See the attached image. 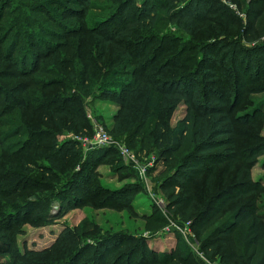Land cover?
I'll list each match as a JSON object with an SVG mask.
<instances>
[{
  "label": "trees",
  "instance_id": "16d2710c",
  "mask_svg": "<svg viewBox=\"0 0 264 264\" xmlns=\"http://www.w3.org/2000/svg\"><path fill=\"white\" fill-rule=\"evenodd\" d=\"M99 1L103 0H10L16 8L7 31H16L28 50L18 63L12 48H5V31L0 34V68L7 78L19 79L15 87L22 95L2 104L10 105L8 111L0 101V170L10 151L4 143L22 129L4 130L15 110L21 113L22 125L82 133L83 102L117 100L108 133L125 137L129 146H141L155 137L153 148H160L165 164L174 169L161 184V192L177 219L190 222L196 231L200 251L218 264H264V213L256 206L259 190L243 167L234 139L245 117L238 112L243 101L240 92L252 87L253 93L264 92V29L260 28L264 0H228L235 9L223 0H145L140 6L134 0H105L108 4L103 6ZM8 3L0 0V32L5 14L13 10H8ZM111 4L114 9L105 17L91 13L109 11ZM168 26L174 31H167ZM38 73L47 78L32 87ZM178 103L186 106L185 127L191 122L195 129L194 147L180 158L175 152L184 136L163 130L168 127L163 114ZM262 111L264 100L253 102L251 125ZM49 128L42 132L38 128L46 140L53 134ZM64 147V153H45L44 175L55 183L44 189L60 190L66 199H75L77 192L87 195L89 184L96 180L94 165L109 152L92 149L79 161V170L69 172L65 155L70 148ZM262 152L264 143L253 147V156ZM224 163L229 170L238 165L235 176L241 180L216 186ZM201 176L203 186L198 189L195 178ZM10 182L6 179L2 184ZM18 186L12 181L9 197L21 192ZM119 195L113 190L111 196L82 204L130 211ZM14 221L12 214L0 209V244L14 257L12 264H27L28 256L17 251ZM59 237V246H67L58 264H201L186 247L159 255L149 248L148 237L124 232L98 235L92 243L80 244L70 240L66 231Z\"/></svg>",
  "mask_w": 264,
  "mask_h": 264
},
{
  "label": "rangeland",
  "instance_id": "374dc122",
  "mask_svg": "<svg viewBox=\"0 0 264 264\" xmlns=\"http://www.w3.org/2000/svg\"><path fill=\"white\" fill-rule=\"evenodd\" d=\"M134 1L140 6L145 0ZM105 3L107 5L108 1H99L98 4L103 6ZM182 3L183 1L180 2V4ZM7 6L8 10H13L9 13L11 15L5 14L3 19L5 26L2 27L0 34L4 35L5 31V48H12V56H16L20 63V59L24 57L28 48L25 47L26 43L22 42L23 38L17 39L16 31H7L10 26H13V24H9L13 23L14 13L12 12L15 11L16 3L9 0ZM113 9V4H111L109 11L106 9L100 13V11L92 10L91 13L96 18L100 16L102 18L109 15ZM165 24L168 23L165 22ZM167 28V31H174V27L168 26ZM260 28L264 29V26ZM0 70L1 108L8 111L10 105L2 106V104H11L12 98L22 96L15 87L19 79L7 78L4 71L1 68ZM46 78L44 73H38L33 77L32 87H38V84L42 85V81ZM242 92L240 95L243 96V101L238 112L245 114V117L235 132V148L242 156L243 167L249 169L254 187L259 190L256 206L259 212L264 213V152L253 156V147L264 143V114L257 118L252 125L249 123L250 117L255 116L254 113L250 115L253 102L264 100V92L253 93V87L247 93ZM82 108L86 126L82 133L57 130L49 128V125L39 127L29 124L22 125L20 123L21 113L18 110L10 113L13 121H6L7 125L4 126V130H8L9 133L15 132L16 129L18 130V126H22L20 135L10 136L4 143V149L10 151L6 153V159H4L3 167L0 170V209L12 214L13 220H15L14 227L18 230L15 235L17 251L21 255L25 253V256H28L24 259L25 262L27 264H58L63 258L61 252H66L67 246H59V236L66 231L72 236L70 240H75L78 244L83 241L92 243L96 236L98 238V235H109L115 232H124L137 238L145 236L148 237L149 248L156 250L159 255L161 252L170 253L177 246L186 247L193 254V258L196 257L195 259L201 264H218L216 260H211L200 251L199 242L201 239L197 237V233L191 228V225L177 219L167 206L168 201L163 196L160 187L166 176L171 174L174 169L165 164L160 148H153L152 142L155 137L146 139V143L141 146H129L125 137L116 138L109 134L112 118L118 111L117 100L107 101L96 98L90 102V98H88L83 102ZM163 115H166L163 122H166L168 126L163 130L170 129L176 135L184 136L181 149L175 152L176 158H180L194 147L193 132L195 129H192L191 122L186 127L182 122L186 115V106L178 103L171 111H165ZM38 128H42L41 132L46 130L45 128L53 131L49 137L50 140H46L43 137L44 133H41ZM96 130H103L108 134L110 143L98 148L109 153L100 163L94 165L93 172L97 174L96 180L89 184L87 195L77 192L75 199L70 197L66 199V194L63 195L60 190L44 189L47 185L55 183L48 181L44 175L45 153L56 154L58 152L56 150L64 153L66 150L64 144H67V148L70 149L65 156L68 159L69 172L79 170V161L90 152V150L84 149L80 139L92 138ZM30 135L33 136L30 137ZM156 138L157 141L161 140V137L156 136ZM50 148L53 149L50 150ZM2 149H0V153ZM121 149L132 154L133 157H125ZM237 168L238 165L229 170L228 164L221 165L215 179L216 186H223L224 182H226L225 184L239 182L241 178L237 180V176H235ZM6 179L11 182L8 185H3L2 181ZM14 180L22 190L17 196L9 197L8 190ZM203 180V176L199 179L195 178L196 188H202ZM113 190L116 193L120 192L119 196L130 205V211L82 204L87 200H100L111 196ZM20 211H22L21 214H19ZM230 211L231 208L225 211L224 216L229 215ZM127 246L130 248L132 245L128 244ZM5 248L0 244V250H3L0 253V264H12L14 257Z\"/></svg>",
  "mask_w": 264,
  "mask_h": 264
},
{
  "label": "built area",
  "instance_id": "2783aa9c",
  "mask_svg": "<svg viewBox=\"0 0 264 264\" xmlns=\"http://www.w3.org/2000/svg\"><path fill=\"white\" fill-rule=\"evenodd\" d=\"M223 2L228 4L231 8L235 9V6L233 4H231L229 1L223 0ZM80 141L82 142L83 147L86 151L92 150V149H95L98 147H102V146H105V145L110 143L108 134L103 130H96L95 134L92 136V138H90V139L82 138V139H80ZM121 151L125 157H127V158L133 157L132 154H128L122 149H121ZM189 224H190V222H187V225H189Z\"/></svg>",
  "mask_w": 264,
  "mask_h": 264
}]
</instances>
